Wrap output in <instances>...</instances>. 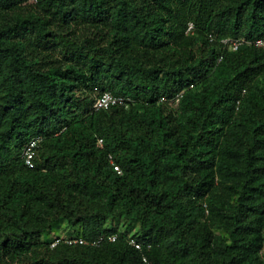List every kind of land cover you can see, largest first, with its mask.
Segmentation results:
<instances>
[{
    "label": "trees",
    "instance_id": "16d2710c",
    "mask_svg": "<svg viewBox=\"0 0 264 264\" xmlns=\"http://www.w3.org/2000/svg\"><path fill=\"white\" fill-rule=\"evenodd\" d=\"M259 38L264 0H0V264H264Z\"/></svg>",
    "mask_w": 264,
    "mask_h": 264
},
{
    "label": "built area",
    "instance_id": "2783aa9c",
    "mask_svg": "<svg viewBox=\"0 0 264 264\" xmlns=\"http://www.w3.org/2000/svg\"><path fill=\"white\" fill-rule=\"evenodd\" d=\"M191 29H192V25L189 24L187 31ZM221 43L223 45H226L228 50L236 51L238 46L242 42L236 41V40L225 39V40H222ZM252 44L256 47H264V38L256 39L253 41ZM180 97H181V94L176 95L171 100V103L176 105ZM130 104H132V99H130L129 97L113 95L110 92H102L94 98L92 109L93 110H107L111 107H121L123 109H127L130 106ZM40 142H41V137L36 136V137L31 138L24 145L22 149V159L26 167L28 168L34 167V159L36 157L37 148ZM101 143H102L101 139H98L97 145L101 146ZM117 238H118L117 234H101L91 240H85L82 237L75 236V235L67 236L64 238L54 237L50 242V247L53 248L54 246H56L57 244L61 242L67 245H84V246L97 247L104 242L113 243L117 240ZM126 241L129 246L133 247V249L137 251H141L143 248L142 243L138 239L132 237L131 235L127 237ZM142 261L146 262V258L143 257Z\"/></svg>",
    "mask_w": 264,
    "mask_h": 264
},
{
    "label": "rangeland",
    "instance_id": "374dc122",
    "mask_svg": "<svg viewBox=\"0 0 264 264\" xmlns=\"http://www.w3.org/2000/svg\"><path fill=\"white\" fill-rule=\"evenodd\" d=\"M110 221L107 223L109 224ZM110 225H113L116 227V229L119 231V232H126L128 231V233L130 235H133L135 233H137L138 231V225L136 224H130L128 222L125 221V219L123 217H117L112 224ZM78 228H70L68 225H66L65 223H61L59 224L57 227H54L52 232L48 235H45L42 237V239L44 241L46 240H52L54 237H67V236H71V235H74L75 232H78Z\"/></svg>",
    "mask_w": 264,
    "mask_h": 264
}]
</instances>
